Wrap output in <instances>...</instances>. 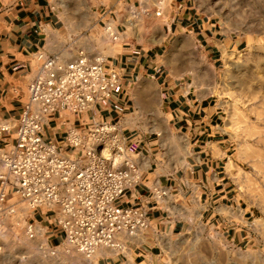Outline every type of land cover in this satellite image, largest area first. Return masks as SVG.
Segmentation results:
<instances>
[{
	"label": "crops",
	"instance_id": "1",
	"mask_svg": "<svg viewBox=\"0 0 264 264\" xmlns=\"http://www.w3.org/2000/svg\"><path fill=\"white\" fill-rule=\"evenodd\" d=\"M216 8L215 0H0V151L15 142L37 54L60 63L100 56L104 70L119 74L111 94L90 109L56 110L42 125L46 142L77 155L66 143L70 128L116 123L138 168L139 182L115 203L142 210L147 225L123 237V251L98 248V264H169L171 241L193 221L229 231L242 216L233 180L238 143L215 89L224 55L244 49L248 36ZM154 187L166 195L155 197ZM25 221L48 233L49 244L63 241L52 211L26 209Z\"/></svg>",
	"mask_w": 264,
	"mask_h": 264
},
{
	"label": "built area",
	"instance_id": "2",
	"mask_svg": "<svg viewBox=\"0 0 264 264\" xmlns=\"http://www.w3.org/2000/svg\"><path fill=\"white\" fill-rule=\"evenodd\" d=\"M105 29L112 40L117 39L110 27ZM36 58L39 62L27 84L15 142L0 151V218L14 216L21 205L45 208L54 213L63 232L62 244L86 256L101 247L123 251V237L136 236L147 219L142 210L115 203L140 179L119 126L93 120L83 131L70 128L66 143L77 155L62 154L55 143L42 138L49 114L85 112L111 94L119 74L114 68L104 70L100 56L89 59L80 54L66 63L41 53ZM4 129L0 126V131ZM166 193L164 188L153 189L157 198ZM40 231L45 235L42 228L26 222L29 238ZM45 243L49 247L46 237Z\"/></svg>",
	"mask_w": 264,
	"mask_h": 264
},
{
	"label": "rangeland",
	"instance_id": "3",
	"mask_svg": "<svg viewBox=\"0 0 264 264\" xmlns=\"http://www.w3.org/2000/svg\"><path fill=\"white\" fill-rule=\"evenodd\" d=\"M215 1L228 25L248 36L244 49L224 55L215 89L225 128L238 143L241 169L233 180L242 216L229 231L228 224L193 221L171 241L168 262L264 264V0ZM26 209L21 205L14 216L0 218V264H98L94 254L86 256L64 243L47 247L48 233L29 238Z\"/></svg>",
	"mask_w": 264,
	"mask_h": 264
},
{
	"label": "bare ground",
	"instance_id": "4",
	"mask_svg": "<svg viewBox=\"0 0 264 264\" xmlns=\"http://www.w3.org/2000/svg\"><path fill=\"white\" fill-rule=\"evenodd\" d=\"M100 250V249H99ZM94 258V257H93ZM95 263V262H94Z\"/></svg>",
	"mask_w": 264,
	"mask_h": 264
}]
</instances>
